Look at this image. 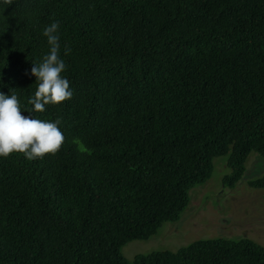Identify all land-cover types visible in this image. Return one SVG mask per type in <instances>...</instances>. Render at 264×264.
<instances>
[{
  "label": "trees",
  "instance_id": "16d2710c",
  "mask_svg": "<svg viewBox=\"0 0 264 264\" xmlns=\"http://www.w3.org/2000/svg\"><path fill=\"white\" fill-rule=\"evenodd\" d=\"M53 20L73 96L32 112ZM0 92L65 137L0 158V264H264L248 238L120 253L179 220L214 157L228 188L264 157V0H0Z\"/></svg>",
  "mask_w": 264,
  "mask_h": 264
},
{
  "label": "rangeland",
  "instance_id": "374dc122",
  "mask_svg": "<svg viewBox=\"0 0 264 264\" xmlns=\"http://www.w3.org/2000/svg\"><path fill=\"white\" fill-rule=\"evenodd\" d=\"M228 154L213 158L210 178L189 191V203L179 220L164 222L145 240H133L120 250L132 260L154 251H172L197 239L248 238L264 247V189L249 182L264 174V157L250 152L245 170L233 188L223 187L222 178L229 172Z\"/></svg>",
  "mask_w": 264,
  "mask_h": 264
},
{
  "label": "clouds",
  "instance_id": "9594fccd",
  "mask_svg": "<svg viewBox=\"0 0 264 264\" xmlns=\"http://www.w3.org/2000/svg\"><path fill=\"white\" fill-rule=\"evenodd\" d=\"M59 28L60 22L56 20L43 28L48 51L39 62H32L30 74L37 82L28 100L32 112H44L46 105L59 104L73 96L69 80L62 75L66 63L60 57ZM68 52L70 49L65 50V55ZM60 123L59 118L51 121L34 118L31 113L23 115L18 96L0 92V158H7L12 152L23 153L27 160L55 154L65 140Z\"/></svg>",
  "mask_w": 264,
  "mask_h": 264
}]
</instances>
